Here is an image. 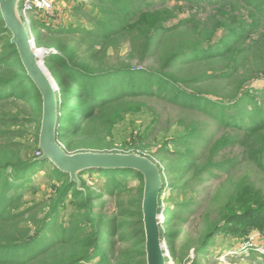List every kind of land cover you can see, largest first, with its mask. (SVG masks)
I'll use <instances>...</instances> for the list:
<instances>
[{"label": "trees", "instance_id": "obj_1", "mask_svg": "<svg viewBox=\"0 0 264 264\" xmlns=\"http://www.w3.org/2000/svg\"><path fill=\"white\" fill-rule=\"evenodd\" d=\"M131 1L96 0L101 6L102 20H95V23L106 28L72 31L71 34L83 36L76 46L55 44L59 53L51 54L49 66L62 81L61 87L64 83L69 85L68 89H61L58 93L57 139L66 140L89 122L106 119L125 100L156 97L196 115L185 135L174 142L180 148L176 151L175 163L165 168L159 166L164 183L161 200L167 189V177H171L170 188L175 190V185L186 177L184 188L196 180L216 176L215 172L233 171L237 160H213L229 146L240 144L245 147L248 159L259 166L264 161V88H255L254 85L264 81V0H176L185 1L189 10L197 9L201 13L209 8L210 15L203 19L199 18L201 13H190L189 18L172 26L169 25L178 19L176 12L179 11L167 6L169 0H151V3L141 0L139 5ZM34 25L36 33L38 27ZM179 29L188 31L180 36L184 38L181 46L175 47L173 40L164 46V39L174 37ZM1 35H4L5 45L0 55V99L12 97L35 105L32 110L42 115V97L27 76L16 47L10 43L12 35L5 28L0 14ZM120 38H129L131 58L137 55L140 62H154V65L143 72L133 71L134 66L129 65L103 68L108 50ZM89 40L99 50L81 60L79 48ZM37 43L41 45L39 39ZM166 47L167 51L164 50ZM211 64L215 67L212 71L207 70L205 67ZM122 75L126 77L121 79ZM132 75L143 77V86L139 89L126 86V78ZM224 80L227 86L221 93L200 90L207 83L223 85ZM63 94L65 98L60 99L59 95ZM211 126L218 131L206 133ZM225 129L228 131L222 133ZM37 150L42 155L39 147ZM47 161L24 159L22 146L4 140L0 131V264H86L99 256L103 257L104 264H110L107 256L115 249L113 237H118L121 243L136 241L133 249L126 253L120 251L119 255L125 261H131V253H134L141 257V264H146L141 211L143 176L129 169L96 170L114 176V182L107 186L110 188L107 194L111 196L115 192L123 196L126 187L115 179L118 173H132L142 180L138 198L127 197L118 204L117 213L104 220L93 215L87 196L81 193L79 185L48 161L54 166L59 181L66 178V183L58 190L57 200L51 201L49 215L58 216L61 205L72 192L79 208L88 213L84 222L94 224L95 230L86 235L80 226L71 223L54 234L51 232L50 236L47 229L52 222L46 217L26 219L28 213L32 215V208L17 213L18 201L23 197L19 190L28 183L37 165ZM234 189L224 197L226 201L220 210V220L209 224L199 241L196 257L208 255L219 235H233L244 241L249 232L264 231V196L248 187V183H239ZM165 216L166 227L161 233L176 258L172 244L176 234L171 232L175 215L168 204ZM136 217L140 219L138 225L134 221ZM110 225V230H106L105 227ZM260 259V264H264V255Z\"/></svg>", "mask_w": 264, "mask_h": 264}, {"label": "rangeland", "instance_id": "obj_2", "mask_svg": "<svg viewBox=\"0 0 264 264\" xmlns=\"http://www.w3.org/2000/svg\"><path fill=\"white\" fill-rule=\"evenodd\" d=\"M146 1L151 3V0ZM44 2L50 8L42 6ZM131 2L135 5L141 4V0H132ZM167 6L169 8L175 7L179 11L176 12L179 14L178 19L174 20L169 26L189 18L190 13H201V10H189L185 1L169 0ZM20 7L25 8L27 11L25 21L29 25L36 54L40 56L44 50L49 52L42 65L55 81L58 93L61 89H68L69 85L67 83H64L61 87L60 82L62 81L54 75L55 72L49 66L48 59L51 54L59 53L55 49L56 43L61 42L60 45L65 43L68 46H76L80 43V38L83 36L71 34L72 31L80 29H84L86 32L104 30L105 25L95 23V20H102L100 15L101 6L96 0H22ZM209 15V8H207L199 18L204 19ZM34 24H37L38 27L36 33L34 32ZM176 32L174 37L164 39V46L172 40L175 47L181 46L184 38L180 36L188 31L179 29ZM38 39L41 45L37 43ZM4 41V35H1L0 55L4 51ZM98 50L99 47H96L89 40L79 48V59L89 58ZM164 50L167 51L168 47ZM131 55L129 38H120L108 50L102 67L112 69L129 65L134 66L133 71L143 72V69H148L149 66L154 65V62H140L137 55L134 58H131ZM215 64L208 65L205 68L212 71ZM199 68L203 69V67ZM216 68H221V66ZM197 69L195 67V72H197ZM125 77L126 75L120 76L121 79ZM126 80V86L129 88L139 89L143 86L144 79L142 76L134 77L132 75ZM146 82L144 81V83ZM226 86L227 82L223 85H219L218 82L207 83L200 90L221 93L226 89ZM254 87L263 89L264 81L257 82ZM158 90L160 91L161 88ZM59 97L60 99L65 98V95H59ZM35 107V105L12 97L0 99V131L3 133L4 140L14 141L22 146L24 159L34 158L36 160L42 156L37 150L42 115L32 110ZM195 116L190 110H183L168 102L164 103L156 97L153 99L143 97L134 100L129 99L117 105L106 119L89 122L79 133L66 138V140H58V143L68 154L85 152L137 154L151 159L160 168H165L175 163L176 151L180 148L174 142L178 137L185 135L193 119H196ZM213 131L217 132L218 129L216 130L211 126L209 129L207 128L206 133H213ZM224 131H228V129L222 130V133ZM219 133L221 134V132ZM213 135L215 136V133ZM203 136L206 137V134ZM246 152L247 149L240 144L225 148L213 160L218 162L229 159L237 160L234 170L230 173L215 172L216 176L196 180L193 185L189 184L188 188H184L187 177L180 184L175 185L177 187L175 190L170 188L171 177H167V189L161 200L160 218L162 221L159 224L160 230L163 231L166 227L165 211L168 204L175 215V223L171 232L176 234L172 243L176 249V258L171 253L168 242L164 239L167 245V264H260V256L264 255L258 251L260 248L264 249V233L260 232L255 238V246L250 247L248 245L252 231L248 233V238L244 241L236 239V236L223 234L216 237L214 246L210 249L208 255L196 257L195 254L198 243L209 228V224H214L220 220V210L226 201L224 197L228 192L235 191V185L248 183V187L264 196V161L257 166L248 159ZM54 170V166L48 161L42 165H37L36 171L30 174L28 183L19 190L23 197L18 201L19 209H17V213L32 208V215L28 213L25 216L26 219L46 217L48 222H52L47 229L50 236L51 232L54 234L64 227H69L71 223L80 226L84 234L91 235L92 231H95L93 229L94 224L88 221L84 222V217L88 216V213L79 208L72 192L61 205L58 216L49 215L51 201L57 200L58 190L66 183L64 177L59 181L58 178L60 177L54 173ZM96 170L98 169L85 170L78 176L79 189L82 194L87 196L88 206L92 209L96 218H112L117 213L120 202L127 200V197L130 196H134L135 199L138 198L142 180L132 173H118L115 179L121 181L126 187L122 191L123 196L116 192L111 196L107 194L110 190L107 186L114 182V176ZM12 179L10 180L13 181ZM219 191L220 193L217 196ZM134 210L137 211L138 208L135 207ZM134 221L138 225L140 219L136 217ZM110 228L111 225L105 227L106 230H110ZM111 240L115 242V249L107 256L111 262L110 264H141V257L134 253H131V256L133 255L131 261H125V259H122V255H119L120 251L126 253L133 249L132 247L136 241L121 243L118 237H113ZM86 264H104L103 257H93Z\"/></svg>", "mask_w": 264, "mask_h": 264}, {"label": "water", "instance_id": "obj_3", "mask_svg": "<svg viewBox=\"0 0 264 264\" xmlns=\"http://www.w3.org/2000/svg\"><path fill=\"white\" fill-rule=\"evenodd\" d=\"M22 0H0V14L5 28L12 35L10 43L16 47L27 76L42 97V120L39 133L40 159L50 161L60 172L68 174L79 185L78 175L85 170L129 169L144 178L142 219L145 233L146 264H167V245L159 228L163 174L151 159L137 154L85 152L68 154L58 143V88L42 65L48 51L39 56L29 25L21 15Z\"/></svg>", "mask_w": 264, "mask_h": 264}, {"label": "built area", "instance_id": "obj_4", "mask_svg": "<svg viewBox=\"0 0 264 264\" xmlns=\"http://www.w3.org/2000/svg\"><path fill=\"white\" fill-rule=\"evenodd\" d=\"M25 1V0H24ZM27 1V0H26ZM42 6H44V7H47V8H50V6L46 3V2H44V4L42 5ZM27 14V11H26V9L24 8H22L21 7V15H22V17L25 19V15ZM258 232H260V233H264V231L262 230V231H259V230H253L252 231V234H251V238H250V241H249V243H248V245L250 246V247H252V246H255L256 245V242H255V238L258 236ZM259 252H261V254H264V249H259L258 250Z\"/></svg>", "mask_w": 264, "mask_h": 264}, {"label": "bare ground", "instance_id": "obj_5", "mask_svg": "<svg viewBox=\"0 0 264 264\" xmlns=\"http://www.w3.org/2000/svg\"><path fill=\"white\" fill-rule=\"evenodd\" d=\"M41 56V55H40ZM159 228H160V224H159Z\"/></svg>", "mask_w": 264, "mask_h": 264}]
</instances>
